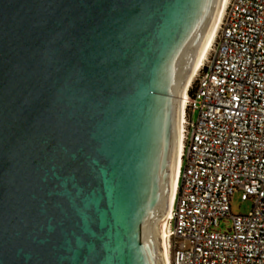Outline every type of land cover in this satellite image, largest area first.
Segmentation results:
<instances>
[{
  "label": "water",
  "instance_id": "obj_1",
  "mask_svg": "<svg viewBox=\"0 0 264 264\" xmlns=\"http://www.w3.org/2000/svg\"><path fill=\"white\" fill-rule=\"evenodd\" d=\"M218 0H0V264H163L178 88Z\"/></svg>",
  "mask_w": 264,
  "mask_h": 264
},
{
  "label": "built area",
  "instance_id": "obj_2",
  "mask_svg": "<svg viewBox=\"0 0 264 264\" xmlns=\"http://www.w3.org/2000/svg\"><path fill=\"white\" fill-rule=\"evenodd\" d=\"M181 142L166 264H264V0H228L188 90ZM236 191L251 202L245 214L230 211Z\"/></svg>",
  "mask_w": 264,
  "mask_h": 264
},
{
  "label": "bare ground",
  "instance_id": "obj_3",
  "mask_svg": "<svg viewBox=\"0 0 264 264\" xmlns=\"http://www.w3.org/2000/svg\"><path fill=\"white\" fill-rule=\"evenodd\" d=\"M228 0H218L216 11L212 20V23L207 31V34L205 35V38L203 39L200 48L194 58V61L191 65L190 71L187 73L184 80L181 82L179 88H178V96H177V122H176V128H175V148H174V159H173V165L171 169V175H170V194L168 203L164 209L163 215L160 220L159 224V242H160V248L162 252L163 257V264H166L167 260V247H166V236H167V218L169 217V211L171 208V203L174 198L175 192H176V184L178 179V171H179V164L181 161L180 155H181V148H182V142H181V131L183 127V117H184V106L186 98H188V90L189 87L197 74V71L202 63V61L206 58V55L209 51V49L212 46L213 40L216 36L219 23L223 17L224 10L226 7ZM166 259V260H165Z\"/></svg>",
  "mask_w": 264,
  "mask_h": 264
},
{
  "label": "rangeland",
  "instance_id": "obj_4",
  "mask_svg": "<svg viewBox=\"0 0 264 264\" xmlns=\"http://www.w3.org/2000/svg\"><path fill=\"white\" fill-rule=\"evenodd\" d=\"M198 116V110H195L192 114L193 120H196ZM251 209V202L249 200H242L238 191L234 192L230 200V211L232 214H245ZM229 225L228 222L221 221L219 223L220 229H225Z\"/></svg>",
  "mask_w": 264,
  "mask_h": 264
}]
</instances>
